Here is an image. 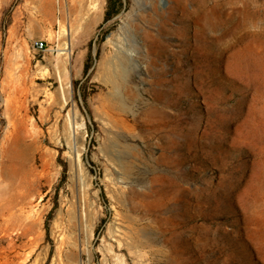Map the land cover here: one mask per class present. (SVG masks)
<instances>
[{"label":"rangeland","instance_id":"obj_1","mask_svg":"<svg viewBox=\"0 0 264 264\" xmlns=\"http://www.w3.org/2000/svg\"><path fill=\"white\" fill-rule=\"evenodd\" d=\"M108 1L0 7V264H264V0Z\"/></svg>","mask_w":264,"mask_h":264},{"label":"bare ground","instance_id":"obj_2","mask_svg":"<svg viewBox=\"0 0 264 264\" xmlns=\"http://www.w3.org/2000/svg\"><path fill=\"white\" fill-rule=\"evenodd\" d=\"M46 9H47L48 14L52 16L53 10H54V5H53L52 0H48L47 5H46ZM141 13H142V11H141ZM138 19L140 21H146L147 19H149V17H148V15L140 14L138 16ZM128 29L129 30H128L126 36L125 35L122 36L121 34H119L117 36L116 40L113 41V44H114L113 56L111 58H108V59H103L99 62L98 70H101L103 76L105 77V79L108 82L111 83L113 88H117L119 86L117 83V80H118L120 74H122V72L124 71L126 64H128L130 62H136V61H143L145 63V62H147L148 56L150 54V48H149L147 42L149 41L150 37H153V35L150 34L148 31L143 30V28L140 27V25L137 22H132L131 24H129ZM138 38H141V39H138ZM63 49H65V48H63ZM6 73L8 74V77L10 79L14 78L16 76L18 78V75H16L17 74V66L14 67V62H13V64L11 63V65L8 66ZM6 78H7V76H6ZM17 78H14V79H17ZM17 80H14V81H17ZM8 82L10 83V81H8ZM4 101L6 102V106H8L9 101L7 100V98ZM9 120H10V118H9ZM71 139H68L69 143H70ZM108 235H109V238L113 242L118 244V246H120L121 240L125 236L124 233L122 232V230L120 229L117 221H115L113 223V225L110 226V228L108 230ZM111 245H112V243H111ZM4 257H5L4 258L5 261L2 262L1 264H17L13 259L8 258V256H4ZM6 257H7V259H6ZM30 258H31V254H27L25 256V258L22 260V262L24 263L25 261L30 260ZM18 264H20V263H18Z\"/></svg>","mask_w":264,"mask_h":264},{"label":"trees","instance_id":"obj_3","mask_svg":"<svg viewBox=\"0 0 264 264\" xmlns=\"http://www.w3.org/2000/svg\"><path fill=\"white\" fill-rule=\"evenodd\" d=\"M122 5H123L122 0H117V3L108 1L104 20L107 21L111 19L114 15H116L120 11ZM87 70H88V66L85 65L84 71L86 72Z\"/></svg>","mask_w":264,"mask_h":264},{"label":"built area","instance_id":"obj_4","mask_svg":"<svg viewBox=\"0 0 264 264\" xmlns=\"http://www.w3.org/2000/svg\"><path fill=\"white\" fill-rule=\"evenodd\" d=\"M33 48L37 51H41L45 48V42L43 40H36L33 43Z\"/></svg>","mask_w":264,"mask_h":264},{"label":"crops","instance_id":"obj_5","mask_svg":"<svg viewBox=\"0 0 264 264\" xmlns=\"http://www.w3.org/2000/svg\"><path fill=\"white\" fill-rule=\"evenodd\" d=\"M11 0H0V7L2 6V3L5 4V3H8L10 2Z\"/></svg>","mask_w":264,"mask_h":264}]
</instances>
